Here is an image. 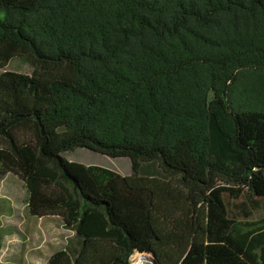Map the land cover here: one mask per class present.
<instances>
[{
    "label": "trees",
    "instance_id": "16d2710c",
    "mask_svg": "<svg viewBox=\"0 0 264 264\" xmlns=\"http://www.w3.org/2000/svg\"><path fill=\"white\" fill-rule=\"evenodd\" d=\"M14 58L33 72L0 73V174L74 233L48 264H264V218L228 210L264 202V0H0Z\"/></svg>",
    "mask_w": 264,
    "mask_h": 264
},
{
    "label": "rangeland",
    "instance_id": "374dc122",
    "mask_svg": "<svg viewBox=\"0 0 264 264\" xmlns=\"http://www.w3.org/2000/svg\"><path fill=\"white\" fill-rule=\"evenodd\" d=\"M30 75L33 67L26 58H14L2 72ZM65 157L83 165L110 169L121 176L131 174L127 158L112 159L86 149H76ZM27 190L23 181L11 173L0 174V264H48L51 256L68 247H74V233L64 227L57 217L34 219L26 210ZM244 204L245 207H240ZM247 215L244 214V209ZM230 215L240 222L243 231L258 227L264 218V202L253 205L246 196L230 201ZM133 256L132 260H135ZM134 262V261H133ZM137 264V262H136Z\"/></svg>",
    "mask_w": 264,
    "mask_h": 264
},
{
    "label": "water",
    "instance_id": "95a60500",
    "mask_svg": "<svg viewBox=\"0 0 264 264\" xmlns=\"http://www.w3.org/2000/svg\"><path fill=\"white\" fill-rule=\"evenodd\" d=\"M141 257H142V260H143V264H150V263L151 264L152 263L156 264L155 260L150 258V257H148L147 255H142Z\"/></svg>",
    "mask_w": 264,
    "mask_h": 264
},
{
    "label": "built area",
    "instance_id": "2783aa9c",
    "mask_svg": "<svg viewBox=\"0 0 264 264\" xmlns=\"http://www.w3.org/2000/svg\"><path fill=\"white\" fill-rule=\"evenodd\" d=\"M133 256H136L135 260H132L133 259ZM133 256L130 258L131 264H136V262L140 259V257L142 255H140V254H134Z\"/></svg>",
    "mask_w": 264,
    "mask_h": 264
},
{
    "label": "bare ground",
    "instance_id": "6f19581e",
    "mask_svg": "<svg viewBox=\"0 0 264 264\" xmlns=\"http://www.w3.org/2000/svg\"><path fill=\"white\" fill-rule=\"evenodd\" d=\"M137 264H143L142 257H140V259L137 261ZM150 264H151V263H150ZM152 264H155V263H152Z\"/></svg>",
    "mask_w": 264,
    "mask_h": 264
},
{
    "label": "crops",
    "instance_id": "0c3cea01",
    "mask_svg": "<svg viewBox=\"0 0 264 264\" xmlns=\"http://www.w3.org/2000/svg\"><path fill=\"white\" fill-rule=\"evenodd\" d=\"M34 219H36V218H34ZM39 220H45V219H39ZM70 247H68V248H65V249H69ZM65 249H63V250H65ZM62 251V250H61Z\"/></svg>",
    "mask_w": 264,
    "mask_h": 264
}]
</instances>
